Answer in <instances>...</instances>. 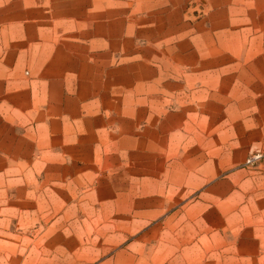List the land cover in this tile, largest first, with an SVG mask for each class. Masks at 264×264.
I'll use <instances>...</instances> for the list:
<instances>
[{
    "label": "crops",
    "instance_id": "1",
    "mask_svg": "<svg viewBox=\"0 0 264 264\" xmlns=\"http://www.w3.org/2000/svg\"><path fill=\"white\" fill-rule=\"evenodd\" d=\"M112 1L73 18L0 0V264H264V183L215 182L233 150L216 126L237 90L216 64L232 31L175 0L126 19ZM255 21L256 70L238 77L258 108L263 0Z\"/></svg>",
    "mask_w": 264,
    "mask_h": 264
},
{
    "label": "rangeland",
    "instance_id": "2",
    "mask_svg": "<svg viewBox=\"0 0 264 264\" xmlns=\"http://www.w3.org/2000/svg\"><path fill=\"white\" fill-rule=\"evenodd\" d=\"M166 2H170L165 0ZM264 1V0H263ZM25 4H30L32 0H22ZM56 4L65 3L71 6L72 16L91 14L98 4L106 6L112 0H54ZM119 7V18L126 19L131 13L123 9V5L142 4L144 0H115ZM180 8L181 15L185 21L197 22L203 28L202 22H207L210 31L224 33L221 30L230 28L232 31L229 45L221 44L219 52L218 69L226 66L227 74L232 73L233 82L237 90L233 88L232 106L229 108L216 107V126L222 138L227 143H231V156H226V163L229 168L221 171L216 177V183H264V92L253 91L255 95L262 94L263 106L257 108V104L251 103L248 106V97L255 100V96L246 92L239 86V72L241 68L251 71L252 76L256 70V21L255 2L256 0H175ZM87 12H84V11ZM253 17V18H252ZM190 31V32H189ZM187 36H196L195 29L186 31ZM122 41V40H121ZM137 47L145 44L143 38L136 40ZM224 46H226L224 48ZM224 48V49H223ZM122 55V53L120 54ZM218 58V57H217ZM220 66V67H219ZM225 71L221 70L219 75L224 76ZM252 76L248 78L251 84ZM254 78V77H253ZM264 82V75H263ZM219 80H217V84ZM218 87V86H217ZM254 89V88H253ZM246 100L244 103L241 101ZM254 114V116H250ZM248 117L249 119H246ZM255 117H259L255 119ZM263 128V131H261ZM259 129V130H258ZM261 193V191H257Z\"/></svg>",
    "mask_w": 264,
    "mask_h": 264
}]
</instances>
